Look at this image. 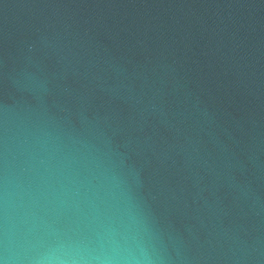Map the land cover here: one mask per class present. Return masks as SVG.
<instances>
[{
	"label": "water",
	"instance_id": "95a60500",
	"mask_svg": "<svg viewBox=\"0 0 264 264\" xmlns=\"http://www.w3.org/2000/svg\"><path fill=\"white\" fill-rule=\"evenodd\" d=\"M0 264H264V0H0Z\"/></svg>",
	"mask_w": 264,
	"mask_h": 264
}]
</instances>
